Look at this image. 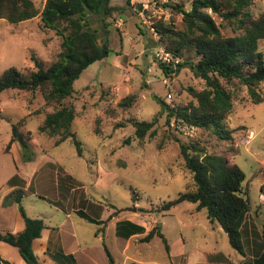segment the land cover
<instances>
[{
    "label": "rangeland",
    "instance_id": "rangeland-1",
    "mask_svg": "<svg viewBox=\"0 0 264 264\" xmlns=\"http://www.w3.org/2000/svg\"><path fill=\"white\" fill-rule=\"evenodd\" d=\"M32 1L41 11L44 0ZM191 1L110 0L111 5L123 8L106 19V34L102 22L91 15L92 25L99 29L100 36L106 35L112 51L89 64L74 81L72 94L63 100L74 106L71 129L81 142V155L70 139L55 145L57 136L38 130L45 114L54 109L45 103L39 90L0 92V187L14 182L15 187L24 189L21 204L26 215L41 218L48 226L50 244L33 250L42 264H54L52 255L59 249L58 222L65 216L59 206H64L65 197L70 195L76 198L71 204L73 210L84 209L91 217L97 219L101 215L103 220L98 224L75 212L68 218L65 229L69 232H64L70 243L67 249L80 245L79 264H110L102 239L112 255V264H199L216 254L219 257H214L210 264H241L245 258L251 259L252 244L260 238L264 220V201L260 199L264 175V99L252 102L246 88L236 79L228 83L221 80L232 93L233 107L225 120L232 130L231 139H219L208 130L173 118L167 120L166 113L151 96L155 94L172 106L187 104L193 101L187 88L200 90L205 85L187 67L164 75L155 55L159 48L167 51L169 44L166 37L160 38L154 30L155 24L162 22L175 30L183 28L181 13L166 4H181L188 9ZM249 8L253 15L264 13V0H252ZM211 14L217 23L224 24V32H231L228 23L216 13ZM61 41L54 29L42 26L39 14L18 23L0 19V74L8 67L34 69L32 54L45 64L50 63L60 51ZM258 49L264 55V39L259 41ZM182 53L184 58L197 60L192 50ZM258 88L264 97V83ZM131 95V105L120 104ZM154 117V134L136 138L131 120L149 121ZM18 121L19 129L30 133L34 157L28 162L21 160L17 142L5 149L11 137V123ZM175 137L181 142H197L207 152L222 154L243 170L242 186L252 210L248 216L254 218L250 219V231L247 229L244 234L245 257L230 246L218 224L207 220L205 209L196 210L195 203L182 201L168 211H153L162 201L184 191L191 180ZM244 137L248 142L242 144ZM24 172L31 174L27 176L30 179H23ZM80 197L84 201L79 204ZM4 201V212L13 220L19 215L17 204L13 197ZM71 206L67 205L69 211ZM94 207H98V214ZM255 209L257 214L253 217ZM122 219L141 224L144 232L128 239L117 237L115 221ZM154 226L165 236L168 251L158 236L141 241ZM0 229H5L1 220ZM72 232L75 236H71ZM0 254H6L3 247Z\"/></svg>",
    "mask_w": 264,
    "mask_h": 264
},
{
    "label": "trees",
    "instance_id": "trees-1",
    "mask_svg": "<svg viewBox=\"0 0 264 264\" xmlns=\"http://www.w3.org/2000/svg\"><path fill=\"white\" fill-rule=\"evenodd\" d=\"M251 1L192 0L188 9L181 4H166L181 13L183 28L175 30L162 22L153 26L160 38L166 37L168 40L166 50L173 58L169 62L157 60V64L167 76L187 67L205 84L200 90L187 88L193 98L187 104L172 106L152 94L160 110L166 113L167 120L173 118L187 126L208 130L219 139H231L232 130L228 129L225 120L232 111V93L222 85L221 80L228 83L236 79L246 88L252 102L263 101L258 87L264 83V55L258 45L264 39V13L253 15L249 8ZM122 8L111 5L110 0H44L43 8L39 11L32 0H0V19L18 23L39 14L42 26L54 29L62 39L61 49L50 63L45 64L32 54L34 69H4L0 74V92L5 89L39 90L45 103L53 105L54 109L45 114L38 130L51 137L57 136L55 145L70 139L78 155H81V142L71 129L75 117L74 106L63 103V100L72 94L73 83L81 72L112 51L106 35L100 36L99 29L92 25L91 15L102 22L103 33L106 34V19ZM211 13H216L224 23H228L231 32H224V24L217 23ZM183 50L194 51L197 60L184 58ZM133 99V95L125 97L120 104L129 106ZM155 121V117L149 121L131 120L135 137L142 139L146 134L153 135ZM19 127V121L11 123V137L5 149L11 142H17L21 149V160L28 162L34 157L29 143L30 133L23 132ZM174 139L178 142L179 153L191 180L184 191L162 201L153 211H168L182 201L195 203L196 210L205 209L207 220L218 224L226 233L230 246L245 257L244 234L248 229L246 218L250 205L242 186L243 170L236 163H229L224 155L207 152L197 142ZM263 188L264 175L260 190ZM24 191L15 187L7 195L13 197L17 204L23 229L15 233L0 230V241L17 248L27 264H42L34 254L33 241L40 237L47 225L41 218L26 215L21 204ZM76 214L88 221L103 223V220L91 217L84 209L76 210ZM143 232L144 226L139 223L129 219L116 221L115 235L119 238L128 239ZM253 233L259 235L255 231ZM154 236L162 240L168 251L167 240L156 226L148 230L141 241H149ZM259 236L258 241L252 244L251 259L244 264H264V220ZM101 242L108 262L112 264V255L103 239ZM214 257L218 258L219 254L209 255L207 262L199 264H210ZM52 259L55 264H77L72 254L62 251L54 253ZM0 264L12 263L0 257Z\"/></svg>",
    "mask_w": 264,
    "mask_h": 264
},
{
    "label": "crops",
    "instance_id": "crops-1",
    "mask_svg": "<svg viewBox=\"0 0 264 264\" xmlns=\"http://www.w3.org/2000/svg\"><path fill=\"white\" fill-rule=\"evenodd\" d=\"M36 168H37V166H35ZM26 175L25 176H23V179L24 178H26V179H30L29 177H27L28 175H31L30 173H26V172H24ZM34 174V175H33ZM32 175H33V179L34 178H36L35 177V173L33 172L32 173ZM15 184V185H14ZM54 185V187H56V183H54L53 184ZM4 186V185H3ZM2 186V187H3ZM15 186H16V183H12L11 185H9L8 186V184L6 183V185L2 188V187H0V220L3 222V223H5V229H0L1 231H10V232H13V233H15V231L16 232H18V231H20L21 229H23V220H22V218H21V216H20V214L19 215H15L14 217L15 218H13V220H11L8 216H7V214L4 212V205H5V201H4V199L7 197V195L15 188ZM72 192V191H71ZM70 192V193H71ZM54 194H55V196H56V192L54 191ZM57 195H58V192H57ZM7 199H9V198H7ZM75 197L73 196V195H70V196H66L65 197V200H66V202H65V205L64 206H59V208H62L63 210H64V217L62 218V219H60L59 220V222H58V231H59V233H58V246H59V249H58V251H62L63 253H65V254H72L74 257H75V261H76V263L77 264H79V261H78V258H79V256L77 257V253H79L80 252V249H81V247H80V245L78 244V248L77 249H75V247L74 248H71V249H67L68 247H69V245H70V243H68V239L67 238H65L66 236H65V234H64V232H66V233H68L69 231H67L68 229H65V227H66V224H67V221H68V218H71L72 217V213L73 212H75L76 213V210H78V209H74L73 210V207L71 206V204H73L74 203V201H75ZM83 198L82 197H80V198H78V202H79V204L81 203V200H82ZM7 201V200H6ZM82 201H84V200H82ZM63 203H64V201H63ZM76 203H77V200H76ZM78 204V203H77ZM67 205H70L71 206V209H70V211L67 209ZM57 206V205H56ZM94 211L96 212V214H98V207L96 208V207H94ZM252 214V210L250 209V211L248 212V214H247V218H246V226H247V228H248V230H250V226H251V221L254 219H252V218H250V216H248V215H251ZM256 215V209L254 210V212H253V217ZM98 217H97V219H101L102 217H101V215H97ZM250 219H251V221H250ZM72 221V220H71ZM118 221V220H117ZM115 224H116V221H115ZM48 226H47V228H45V229H43V231H42V233H41V235H45V239L44 240H42L40 237L39 238H36L34 241H33V250H35L36 249V247H41V248H45V247H48V244H50L49 242H51V239H49L50 237H51V234L49 233V231H48ZM71 236H75V234L72 232L71 233ZM122 239V238H121ZM0 247H3L4 249H5V251H6V254H4V255H2V254H0V257L1 258H3V259H5V260H8V261H10L12 264H25L26 262L22 259V257L20 256V254H19V252L15 249V247L13 248V246H11V245H9L8 243H5V242H3V241H0ZM103 247V246H102ZM252 257V256H251ZM249 260V258H245L242 262H241V264H244L246 261H248ZM25 262V263H24ZM27 264V263H26ZM55 264V263H54Z\"/></svg>",
    "mask_w": 264,
    "mask_h": 264
},
{
    "label": "built area",
    "instance_id": "built-area-1",
    "mask_svg": "<svg viewBox=\"0 0 264 264\" xmlns=\"http://www.w3.org/2000/svg\"><path fill=\"white\" fill-rule=\"evenodd\" d=\"M155 55L157 56V60H161L163 62H169L172 59L170 52L160 48L155 52ZM247 142L248 139L246 137L241 140L242 144H245ZM260 199L264 201V188L260 190Z\"/></svg>",
    "mask_w": 264,
    "mask_h": 264
}]
</instances>
